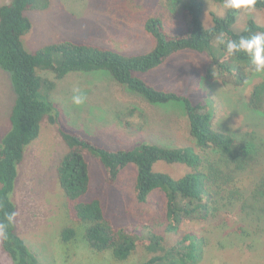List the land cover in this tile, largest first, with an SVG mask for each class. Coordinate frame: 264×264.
Returning a JSON list of instances; mask_svg holds the SVG:
<instances>
[{"label":"trees","instance_id":"trees-1","mask_svg":"<svg viewBox=\"0 0 264 264\" xmlns=\"http://www.w3.org/2000/svg\"><path fill=\"white\" fill-rule=\"evenodd\" d=\"M106 1L110 8L117 5L116 0ZM210 1L215 6L222 5V0ZM165 4L164 9L170 14L178 11L181 30L171 33L166 27L169 16L160 12L143 15L139 24L152 38L153 46L145 53L130 55L72 40L50 43L30 53L22 41L31 29L26 12L45 10L49 0H11L0 5V68L10 73L15 94L9 115L10 128L0 141V221L7 223L5 215L16 212L12 194L18 166L23 162L26 147L37 139L41 122L46 119L57 126L67 147L56 167V178L74 224L62 228L59 238L63 243L80 233L91 250L109 252L118 261L127 260L138 246L150 254L139 264H199L202 261L210 241L206 235L186 233L167 246L164 237L147 224H115L106 214L102 197L87 195L91 181L88 157H92L102 165V183L108 187L117 183L119 173L127 165L135 166L133 197L136 202L143 204L153 192L163 193L165 204L161 220L166 232H176L186 219L206 221L223 207L235 206L245 198L247 183L240 173L257 161L260 148L248 142L238 144L233 133L214 127L212 115L203 104L193 103L176 92L155 89L141 75L176 53L191 51L205 58V81L231 85L236 90L250 86L245 106L264 115V74L255 73L243 53L228 57L216 43L220 33H224L226 39L237 40L240 36L264 32V25L250 18L244 29L235 31L233 26L240 12L226 9L222 15L212 13L211 23L206 26L203 0H167ZM255 10L264 11V0H257ZM43 71L53 73L55 80L72 72L104 71L118 85L151 104L181 103L191 145L165 148L143 143L130 149H108L66 130L60 125L58 112L49 99L55 82L42 77L39 72ZM134 113L136 110L132 108L125 116L128 118ZM123 126L130 128L128 121ZM158 162L183 166L187 171L173 177L155 171L154 165ZM258 190L259 186L252 189V196ZM224 225L222 222L219 227ZM251 234L237 225L230 228L225 237L241 241ZM0 243L12 264H38L36 254L17 234L14 222L7 226V238L0 237Z\"/></svg>","mask_w":264,"mask_h":264},{"label":"rangeland","instance_id":"rangeland-1","mask_svg":"<svg viewBox=\"0 0 264 264\" xmlns=\"http://www.w3.org/2000/svg\"><path fill=\"white\" fill-rule=\"evenodd\" d=\"M116 1L117 5L110 8L106 0H49L45 10L26 12L31 29L22 38L25 49L33 53L44 45L72 40L101 45L127 55L145 53L153 46V40L139 24L140 17L155 12L169 16L166 27L171 33L181 30L178 11L173 15L164 9L167 0ZM10 2L0 0V5ZM203 2L206 26L211 23L212 13L222 15L226 10L210 0ZM250 18L264 25V11L254 10L250 14L240 12L233 29H244ZM205 63L203 56L182 51L142 74L141 78L155 89L176 92L193 103L203 104L212 115L216 129L233 133L238 144L248 142L260 148L257 161L240 173L247 183L244 200L235 206L223 207L206 221L186 219L176 232H166L161 220L165 204L163 193L156 191L145 203L136 202L133 197L135 166L127 165L119 173L117 183L108 187L102 183V165L92 157H88L91 181L87 195L102 197L106 214L115 224H147L164 237L167 246L186 233L206 235L210 239L209 246L199 264H264V115L245 106L250 86L236 90L231 85L205 81ZM39 73L55 82L49 99L58 112L60 125L97 145L108 149H130L143 143L165 148L191 145L181 103L151 104L118 85L104 71L72 72L61 80H55L54 74L48 71ZM76 90L86 96V102L80 106L72 102ZM14 98L10 73L0 68V141L10 128ZM132 108L136 113L127 118L126 111ZM125 121L130 128L123 126ZM40 126L39 136L25 149L12 194L17 213L16 232L36 254L38 264H139L148 258L150 254L138 246L127 260L118 261L109 252L91 250L80 233L70 242L60 240L62 228L74 224L56 178V167L67 147L56 125L44 119ZM154 170L173 177L187 171L183 166L163 162L156 163ZM258 186L253 198L251 190ZM222 222L225 225L219 227ZM237 225L252 233L251 236L241 241L225 237L230 228ZM0 264H12L1 243Z\"/></svg>","mask_w":264,"mask_h":264},{"label":"clouds","instance_id":"clouds-1","mask_svg":"<svg viewBox=\"0 0 264 264\" xmlns=\"http://www.w3.org/2000/svg\"><path fill=\"white\" fill-rule=\"evenodd\" d=\"M257 0H222V7L229 11L252 13L255 10ZM217 45L221 46L228 57L243 53L246 55L253 71L257 74H264V32H257L247 36H240L239 39H226L224 33L216 37ZM72 102L80 106L86 102V96L76 90ZM17 213H7L4 220L0 221V237L7 238V226L12 224Z\"/></svg>","mask_w":264,"mask_h":264}]
</instances>
